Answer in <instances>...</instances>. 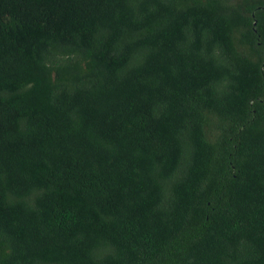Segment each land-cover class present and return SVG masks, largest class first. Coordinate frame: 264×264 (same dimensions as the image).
<instances>
[{"label": "trees", "instance_id": "16d2710c", "mask_svg": "<svg viewBox=\"0 0 264 264\" xmlns=\"http://www.w3.org/2000/svg\"><path fill=\"white\" fill-rule=\"evenodd\" d=\"M0 264H264V0H0Z\"/></svg>", "mask_w": 264, "mask_h": 264}]
</instances>
